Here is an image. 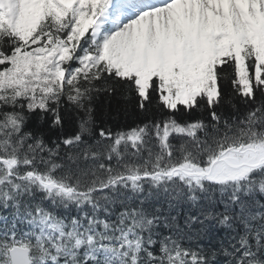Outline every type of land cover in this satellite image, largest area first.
I'll return each mask as SVG.
<instances>
[{"label":"snow or ice","instance_id":"snow-or-ice-1","mask_svg":"<svg viewBox=\"0 0 264 264\" xmlns=\"http://www.w3.org/2000/svg\"><path fill=\"white\" fill-rule=\"evenodd\" d=\"M0 264H264V0H0Z\"/></svg>","mask_w":264,"mask_h":264}]
</instances>
